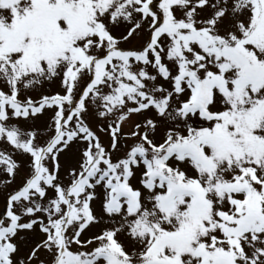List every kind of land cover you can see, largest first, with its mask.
<instances>
[{"label":"snow or ice","instance_id":"6c2138e0","mask_svg":"<svg viewBox=\"0 0 264 264\" xmlns=\"http://www.w3.org/2000/svg\"><path fill=\"white\" fill-rule=\"evenodd\" d=\"M0 264H264V0H0Z\"/></svg>","mask_w":264,"mask_h":264}]
</instances>
